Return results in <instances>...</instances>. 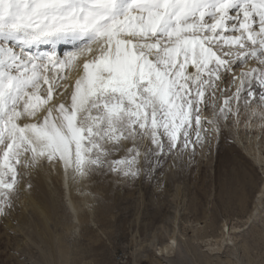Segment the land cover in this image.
<instances>
[{"label": "snow or ice", "instance_id": "snow-or-ice-1", "mask_svg": "<svg viewBox=\"0 0 264 264\" xmlns=\"http://www.w3.org/2000/svg\"><path fill=\"white\" fill-rule=\"evenodd\" d=\"M257 126L264 0H0L7 234L45 165L73 182L159 181L167 157L194 158L225 130Z\"/></svg>", "mask_w": 264, "mask_h": 264}, {"label": "rangeland", "instance_id": "rangeland-1", "mask_svg": "<svg viewBox=\"0 0 264 264\" xmlns=\"http://www.w3.org/2000/svg\"><path fill=\"white\" fill-rule=\"evenodd\" d=\"M242 131L225 130L194 158L167 157L159 181L94 174L84 180L90 203L75 221L52 174L46 226L24 214L23 194L7 222L11 234L0 219V264H120L119 254L126 255L125 264H264V199L248 221L262 168L242 147ZM224 224L240 230L229 234L232 244L222 239L219 250H209L206 239L219 240ZM171 237L170 252H158Z\"/></svg>", "mask_w": 264, "mask_h": 264}, {"label": "bare ground", "instance_id": "bare-ground-1", "mask_svg": "<svg viewBox=\"0 0 264 264\" xmlns=\"http://www.w3.org/2000/svg\"><path fill=\"white\" fill-rule=\"evenodd\" d=\"M256 128L259 127L257 126L255 127V129ZM260 133L261 131H258V133H253L251 130L249 132L242 131L241 136L239 135L240 137H238L240 139L239 141L243 140L245 142L243 144L242 141V144L244 145L242 147L244 148L248 156L253 160L254 163H256L258 166L262 168V181L260 182L257 193L254 196L255 209L252 212V215L250 216L248 221H251L259 214L260 212L259 210L262 206L264 199V156L261 154V151L264 149V134L262 133V135L259 136ZM52 174H54V177L57 178L56 181L58 182L57 185L61 189L63 188V190H65L64 195L67 198V207L74 221L83 212L84 207H87V205H89L88 203H90V198L87 193L88 186L86 187L87 184L84 182V180L73 182L65 177L62 169L49 168L47 165H45L42 169L38 171H34L27 178L28 181L31 183L32 187L27 192V194H23L22 196L23 202L22 199L19 197L21 199L20 203L23 205L22 209L24 214L28 212L27 213L28 217H31V215L35 216L36 218L39 219V221L43 226H46V222L50 216V210L48 208V198H49L48 196L51 195V190H50V186L48 185L47 179L51 178ZM72 193L75 194L74 198L72 197ZM21 214L22 212L20 213V215ZM26 222H28L29 225L31 226L29 221ZM223 227H225L224 231L226 232V234H224L222 228V232H221L222 236L219 240H212V238L206 239L207 242L206 245L209 250H219L222 246V242L224 241V239L225 240L227 239L228 243L232 244L231 240L233 239V237L230 236L229 234L240 230V229H236V227L234 226H226L225 224L223 225ZM173 243H176L174 237L168 238L167 241L162 242V244L158 247V252H160L161 254L164 253L168 254L172 248Z\"/></svg>", "mask_w": 264, "mask_h": 264}, {"label": "built area", "instance_id": "built-area-1", "mask_svg": "<svg viewBox=\"0 0 264 264\" xmlns=\"http://www.w3.org/2000/svg\"><path fill=\"white\" fill-rule=\"evenodd\" d=\"M117 261L120 263V264H125L126 262V255L125 254H119L117 256Z\"/></svg>", "mask_w": 264, "mask_h": 264}]
</instances>
